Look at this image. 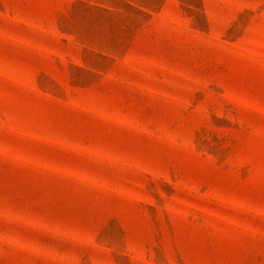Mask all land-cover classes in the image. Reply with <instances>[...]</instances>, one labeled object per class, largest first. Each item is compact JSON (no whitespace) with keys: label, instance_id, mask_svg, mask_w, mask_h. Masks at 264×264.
<instances>
[{"label":"rangeland","instance_id":"rangeland-1","mask_svg":"<svg viewBox=\"0 0 264 264\" xmlns=\"http://www.w3.org/2000/svg\"><path fill=\"white\" fill-rule=\"evenodd\" d=\"M0 264H264V0H0Z\"/></svg>","mask_w":264,"mask_h":264}]
</instances>
